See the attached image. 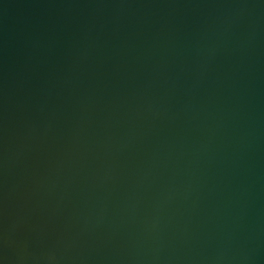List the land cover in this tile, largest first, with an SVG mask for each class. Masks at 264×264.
<instances>
[{"label": "water", "instance_id": "water-1", "mask_svg": "<svg viewBox=\"0 0 264 264\" xmlns=\"http://www.w3.org/2000/svg\"><path fill=\"white\" fill-rule=\"evenodd\" d=\"M0 264H264V0H0Z\"/></svg>", "mask_w": 264, "mask_h": 264}]
</instances>
